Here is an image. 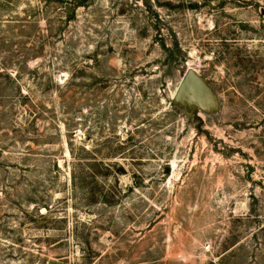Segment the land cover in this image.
Here are the masks:
<instances>
[{
	"label": "rangeland",
	"instance_id": "obj_1",
	"mask_svg": "<svg viewBox=\"0 0 264 264\" xmlns=\"http://www.w3.org/2000/svg\"><path fill=\"white\" fill-rule=\"evenodd\" d=\"M0 264H264V0H0Z\"/></svg>",
	"mask_w": 264,
	"mask_h": 264
},
{
	"label": "water",
	"instance_id": "obj_2",
	"mask_svg": "<svg viewBox=\"0 0 264 264\" xmlns=\"http://www.w3.org/2000/svg\"><path fill=\"white\" fill-rule=\"evenodd\" d=\"M145 1H149V0H145ZM187 95L189 96L198 95L200 98L209 97V90L207 88L205 81L193 69H189L187 71V73L185 74L184 78L180 83L177 93V102H179L178 104L185 105V107L188 106V104L184 102V99ZM166 172L169 173L170 169L167 168Z\"/></svg>",
	"mask_w": 264,
	"mask_h": 264
},
{
	"label": "built area",
	"instance_id": "obj_3",
	"mask_svg": "<svg viewBox=\"0 0 264 264\" xmlns=\"http://www.w3.org/2000/svg\"><path fill=\"white\" fill-rule=\"evenodd\" d=\"M210 246H207V250H209Z\"/></svg>",
	"mask_w": 264,
	"mask_h": 264
},
{
	"label": "trees",
	"instance_id": "obj_4",
	"mask_svg": "<svg viewBox=\"0 0 264 264\" xmlns=\"http://www.w3.org/2000/svg\"><path fill=\"white\" fill-rule=\"evenodd\" d=\"M83 2V1H82Z\"/></svg>",
	"mask_w": 264,
	"mask_h": 264
}]
</instances>
